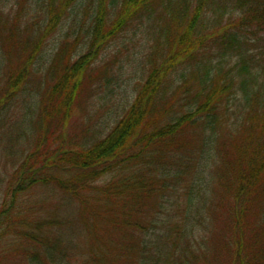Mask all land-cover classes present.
I'll return each mask as SVG.
<instances>
[{
  "label": "trees",
  "instance_id": "1",
  "mask_svg": "<svg viewBox=\"0 0 264 264\" xmlns=\"http://www.w3.org/2000/svg\"><path fill=\"white\" fill-rule=\"evenodd\" d=\"M96 1L91 44L66 36L45 67L82 0L0 8V124L39 84L0 181V264H264V0ZM141 26L133 102L64 145L109 80L96 58Z\"/></svg>",
  "mask_w": 264,
  "mask_h": 264
},
{
  "label": "rangeland",
  "instance_id": "2",
  "mask_svg": "<svg viewBox=\"0 0 264 264\" xmlns=\"http://www.w3.org/2000/svg\"><path fill=\"white\" fill-rule=\"evenodd\" d=\"M0 1L4 6L0 8L4 9L6 5L3 3L7 0ZM96 2V0H82L79 6L72 11L69 19L50 38L44 51L42 65L50 62L66 36L74 42L79 40L80 44L85 43L86 47L91 44L92 37L88 33V29L91 23L90 14ZM85 45L81 47L83 53L88 50ZM147 45L146 28L131 27L98 55L96 63L103 65L107 70L109 80L102 83L99 94L95 97L94 105L83 111H76L72 125L68 129V140L65 139L64 145L76 147L80 141L91 138L99 129L103 128V125L114 124L116 113L120 112L122 108L130 106L134 95H136L137 85L142 80ZM43 67L45 66L43 65ZM38 86V82L28 83L26 92L9 104L8 111L2 112L4 114L3 121L7 119L3 124H0L2 127L0 132V181L6 179L12 171V166L19 155L18 152L24 144L25 128L23 129V125L26 121L24 117L25 115L32 116V102L35 103L34 96ZM237 103L231 105L230 113L239 111ZM9 129L14 133L10 134Z\"/></svg>",
  "mask_w": 264,
  "mask_h": 264
}]
</instances>
